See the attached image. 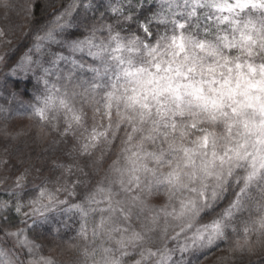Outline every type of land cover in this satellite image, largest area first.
I'll use <instances>...</instances> for the list:
<instances>
[{
	"label": "clouds",
	"instance_id": "9594fccd",
	"mask_svg": "<svg viewBox=\"0 0 264 264\" xmlns=\"http://www.w3.org/2000/svg\"><path fill=\"white\" fill-rule=\"evenodd\" d=\"M65 2L66 10H70L71 13L67 20L72 18L81 5L87 7L83 0H65ZM234 2L235 0H218V3L223 6L218 8L210 2L197 5L196 0H190L188 7L185 8L183 0H179L178 15L184 13L180 15L184 20L187 19V12L195 6L198 18L209 21L202 31H196L191 27L192 21L189 20L190 26L185 30V34L214 45L217 55L196 50L197 55L202 57L197 72L189 73L187 78L175 77L176 82L183 81L187 84L189 80L194 81L197 88L202 87L204 93L212 97L218 95L212 89L219 88L229 73L227 67L218 68L214 73H210L208 66L223 65L225 58H229L230 65L233 67L231 75L235 81L237 57L240 58L241 63L249 59L256 64L264 63V53L248 57L242 54L240 47L226 46L223 37L227 36L229 42L239 41L240 30L249 19L255 23V29L249 28L245 31L254 38L261 34L257 29L264 26V8L248 7L241 10L236 7L228 11V4H234ZM73 5L77 6L73 7ZM224 17L228 19L224 20ZM237 21L240 23L237 24ZM124 22L127 21L122 20L119 24L117 22L112 24L113 32L119 31L124 40L131 36H138L141 45L139 54L135 56L136 64L137 66L143 64L146 69L156 72L153 67L154 61L145 54L147 50L143 45L152 47L162 36L179 35L181 30L168 23L163 28H151V35L143 31L139 34L133 31L130 35H122L123 28L118 30L117 25ZM95 35L97 43L103 42L108 45L109 50L106 51L111 71L106 75L105 81L110 85L119 71L118 62L110 59L112 55L110 48L115 45L110 40V34L106 29L96 32ZM166 43V40H160V51L163 54L158 58L159 62L170 59L165 49ZM256 50L259 51V48L257 47ZM124 55L127 56V53L125 52ZM87 56L85 51L81 56L83 63H86ZM166 67L167 64L163 63L157 75H168L163 71ZM91 75L82 71L74 75L71 80L56 81L54 76L52 79L60 89L57 95H64L66 92L69 103L83 114L81 122L73 123L69 133L71 136V145L68 149L70 167L60 172L56 182L39 188L34 197H38L41 190H46L54 194L53 201L50 202L46 198L42 201L44 205L49 206L46 213L66 211L68 209L64 206L67 205L68 208L75 209L82 220L75 242L67 246L66 254L54 252L48 256L53 264H102L100 259L102 253L99 252L102 246L113 248L117 258H121L117 240L125 235L122 231L125 228L128 230L127 234L138 231L145 235L142 242L129 246L127 248L129 255L122 258L123 264H136V261L140 259L139 253L143 249L147 247L177 249L189 242L198 230H202L203 224L211 223L213 220H223L224 210L236 199L243 187L244 177L250 171V158L224 163L217 158L215 167H212L213 151L220 156L225 153L229 144L233 146L236 144V141L228 136L224 119L211 121L209 113L201 106V101L192 94L191 89L184 88L180 89L181 100L174 99L169 93L159 97L161 101L166 102L164 108L168 109L167 112L157 111L160 105L152 95H149L146 101L152 105L150 113L139 105L130 106L125 98L133 94L134 87L139 86L135 81L129 83L123 76L117 84L116 94L120 99H113L109 119L108 110L105 108L107 102L105 93L112 91L110 86L94 94L91 99L83 95ZM213 77L216 79L213 80ZM147 78L145 74V79ZM39 82L41 88L37 96L45 94V86L41 81ZM166 84L167 81H161L162 86ZM147 87L152 88L155 85ZM74 92L77 94L73 95ZM181 109H183L182 115ZM141 112L144 113L143 119L140 116ZM70 119L71 113H66L64 110H53L49 113V123L52 124L62 123L65 126L66 121ZM193 123L195 127H192ZM173 125H175L174 129ZM93 128L97 130V133H106V135L99 136V139H92ZM203 130H208L215 137V143H209L206 148L202 146V138L205 135ZM236 132L237 130L233 129V137L236 136ZM84 144H89L86 150L82 147ZM185 147L194 150L191 153L194 165L186 164L187 156L183 150ZM202 166H207L214 175L205 176L201 171ZM86 168L87 171H85ZM229 170L231 175L228 174ZM174 171L180 176L179 184L175 181L169 183L166 179L168 174ZM217 175L220 176L219 179ZM259 184L261 187L257 188L254 184L248 195L258 199L261 190L264 189V179L259 180ZM201 191H205L208 195L207 204L202 202ZM213 193L215 196L212 195ZM193 200L196 202L197 211L193 212L191 208L185 210L184 203ZM221 204H224L223 208L220 207ZM74 205L82 206L87 215H83L73 207ZM205 213H207L206 216ZM257 215V209L249 210L246 205L240 212H236L231 220L225 221L227 227L224 235L214 239L212 244L220 240L229 241L232 248H235L237 241L242 242L244 235L241 231L244 227L242 222L247 221L250 216L255 218ZM102 218L105 221L103 229L99 227ZM82 227L86 235H81ZM233 227L237 231H233ZM113 228L121 231L114 233ZM110 233L113 236L112 239L108 238ZM251 235L259 238L257 233ZM93 252L96 253L95 256L92 255ZM178 262L183 264L181 261Z\"/></svg>",
	"mask_w": 264,
	"mask_h": 264
},
{
	"label": "snow or ice",
	"instance_id": "6c2138e0",
	"mask_svg": "<svg viewBox=\"0 0 264 264\" xmlns=\"http://www.w3.org/2000/svg\"><path fill=\"white\" fill-rule=\"evenodd\" d=\"M167 7L158 13H154L151 17H146L144 23L137 21L139 28L146 33L151 35L150 22L156 21L159 24L166 25L171 23L175 28L180 29L179 35L162 36L160 40H166L165 49L168 51L170 59L167 61L159 62L158 58L163 54L160 51L161 45L160 40H157L156 44L149 47L144 44L143 47L147 50L146 55L151 57L154 61L153 67L156 72H152L150 69H146L143 64L137 66L135 56L140 52L141 41L138 36H131L127 40L121 37L119 31L113 32L112 24L103 25L100 28H94L91 35L81 40H75L68 43V48L71 53L83 54L87 51L88 56L92 57L93 63L85 64L80 59H77L75 55L64 56L61 53H51V58L45 60L44 57L47 55L46 47L48 42L59 43L57 35L59 32L68 25L67 17L71 14L70 10L56 17V20L52 22L50 26L43 29V35L37 34L35 36L32 48L26 52L15 67L11 69L14 74L17 69L31 70L33 66L42 73L38 79L45 86V94L35 97L37 103L32 105L33 113L41 121L49 123L50 111L64 110L66 113H71V119L67 120L61 135L67 136L71 132L72 124H79L82 120V112L77 111L67 99V93L64 95H57L60 89L51 77H55V80L68 79L71 80L74 75L78 72L86 71L91 73V78L87 82L88 87L85 88L83 95L88 99L100 92L103 88L110 86L112 91L105 93L106 104L105 108L107 116L111 118V108L113 99L119 100L117 96V84L121 76L127 78L128 82L135 83L139 87L132 89V95L127 96L125 99L130 103V106L139 105L142 109H146L148 113L152 110V105L148 104V96L152 95L160 107L157 109L158 112H167L168 109L164 108L165 101L159 99L165 93H169L176 100L182 99L180 92L181 88L191 89L192 94L201 101L203 109L209 113V119L213 122L224 119L225 126L227 128L228 136L230 139L235 140L236 144L228 145L223 155L217 156V153L213 151L212 167H215V159H219L222 163L225 161L231 162L232 160H247L250 158L249 168L250 171L246 174L243 180V187L240 189L236 199L230 204L228 208L224 210L223 220H213L211 223L202 225V230H198L197 233L191 238L189 242L184 243L177 249L170 247H162L154 249L153 247H147L140 253V259L136 261V264H180V262L174 260V254L179 251L184 253L189 250L190 247L195 246L199 243L201 246L211 245L212 241L218 237L224 235L225 228L227 227L225 221H229L233 218L236 212H240L241 209L247 205L249 210L255 208L258 210V215L253 218L249 217L247 221H243L244 227L242 228L243 236L242 242L237 241L236 247L230 249L231 251H252V233H257V243L264 244V189L261 190L260 197L257 199L252 195H248L251 192L252 186L255 184L257 188H260L259 180L264 179V63L256 64L251 59L245 60L243 63L240 62V58H236L235 63V81L231 73L233 67L230 65L229 58H225L223 65H210L208 71L214 73L218 68L227 67L229 75L224 79L219 88L212 89L214 95L212 97L207 96L204 93L202 87L197 88L195 82L189 80L187 84L183 81L176 82L175 77L187 78L189 73H195L198 70V64L202 60V57L197 55V51L205 52L210 55H217V51L214 45L210 44L205 40H196L191 35H186L185 30L190 26L188 21L192 18H198L195 6L187 12V19L183 22L176 19L178 15V9L180 4L176 0H165ZM190 0H183L184 7L187 8ZM204 2H210L213 6L222 8L223 6L218 3V0H196V4L200 5ZM6 4V0H5ZM77 5H73L76 7ZM82 6V5H81ZM90 5H87L89 7ZM137 7L142 8L143 5L140 0H118L116 4H110L109 10L116 15V22H121L120 17L123 21L132 22L134 20V13ZM240 8L241 10L248 7H259L264 8V0H235L234 4L229 3L227 10L231 11L233 8ZM184 15V13H179ZM207 18V17H205ZM227 20L228 17H224ZM63 21V23H62ZM237 24L240 22L237 21ZM199 28V24H196ZM255 29V23L249 19L244 23L243 28L240 30L239 41H228V37L225 36L223 39L226 42L227 47H240L243 55L248 57H254L264 53V26L261 29H257L261 34L257 37H253L251 34L245 31V29ZM107 30L110 34V40L114 43V47L110 48L112 53L110 59L118 62L119 71L115 74L114 80L109 84L106 83L105 77L111 71L109 57L107 55L108 45L103 42L97 43L96 32ZM3 32L0 31V36ZM251 45V46H249ZM257 47L259 51H257ZM191 49V51H190ZM127 53V56L124 53ZM0 57V60H3ZM69 62L70 67L61 69V62ZM166 63L167 67L163 69L168 75H157L162 69V64ZM47 64V66H45ZM126 65V66H125ZM186 69V70H185ZM247 69V71H245ZM147 74V79H145ZM221 75L223 73L221 72ZM216 77H213L215 80ZM161 81H167L166 86L161 85ZM154 84L155 87L148 88V85ZM147 93V94H142ZM77 93H73L76 95ZM227 109V110H226ZM0 111H6V109L0 107ZM180 114H183V109L180 110ZM195 115V114H194ZM141 119L144 118V113H140ZM54 128L58 127V124H52ZM193 123L192 127H195ZM175 125H173V129ZM233 129H236V136H232ZM205 131L203 139V147H207L209 143H215L214 134ZM92 139H99V136L106 135V133H97L95 128L92 129ZM21 133H17L20 135ZM85 150L89 147V144L82 146ZM187 156V165H194L191 153L194 150L188 148L183 149ZM68 166L67 168H69ZM66 168V169H67ZM27 172V170H25ZM205 176H212L214 173L207 167L202 166ZM231 175V170H229ZM195 175V173L193 174ZM219 179L220 176L217 175ZM26 179L25 174H21L16 177L13 185V189L23 190L24 181ZM166 179L169 183L175 181L177 184L180 183V176L177 172H170ZM240 183V181H237ZM11 196L7 200H0V220L3 221L0 224V236L4 240L13 242L11 247L0 246V264H53L50 257L41 254L39 251L40 246L35 244L27 234L28 229L20 228L15 231L11 230L8 226L9 221L6 213L13 210L17 214H22V210L25 207L20 201V192L10 190ZM195 191V189H193ZM215 196V193L212 194ZM53 201L54 194L41 190L39 196L28 201V206L31 209L30 213H23L29 216H42L46 213L48 205H44L42 201L44 199ZM202 202L207 204L208 195L205 191H201ZM184 208L187 210L191 208L193 212L197 211L196 202L188 201L184 203ZM74 208L78 209L83 215H87V212L80 205H74ZM163 211V209H161ZM105 221L103 218L100 221L99 227L104 228ZM191 227V225H189ZM237 231L235 227L232 229ZM121 231L118 228H113L112 232ZM125 235L120 236L117 240V244L121 250V258H117L114 254V249L107 246H102L99 252L102 253L100 259L102 264H123V257L129 255L127 248L132 244H138L145 238L144 233L133 231L131 234H127L128 230L122 229ZM163 231V230H162ZM166 234V233H165ZM81 235H86L84 228L81 229ZM93 236H96V232H93ZM112 239L111 233L108 236ZM176 239V237H173ZM20 250H24V259H20ZM96 255L95 252L92 254Z\"/></svg>",
	"mask_w": 264,
	"mask_h": 264
},
{
	"label": "rangeland",
	"instance_id": "374dc122",
	"mask_svg": "<svg viewBox=\"0 0 264 264\" xmlns=\"http://www.w3.org/2000/svg\"><path fill=\"white\" fill-rule=\"evenodd\" d=\"M156 1L161 6L163 5L164 8L167 7L165 0ZM83 2L90 6H81L77 9L72 18L68 20L69 26L65 27L63 31L58 33L57 40L59 43L48 42L45 50L47 53L44 57L45 60L51 58V53H61L66 57L75 55L77 59L81 60L83 54L71 53L67 46L68 43L84 39L91 35L94 28L102 27V25L96 26L97 24H95L93 19L94 26L89 29L85 26L86 19H88L90 15H95L97 13L103 14L107 11L109 12V5L118 3V0H83ZM176 2L178 3L179 0H176ZM31 6L32 0H6V4L5 0H0V31L3 32V35L0 36V57L4 58L3 60H0V107L6 109V111H0V200L9 199L11 196L10 190L20 192V201L25 207L22 210V214H17L14 209L6 213L9 221L8 226L13 231L20 228L30 230L27 232L29 238L35 244L40 246L39 251L41 254L49 256L54 252H60L59 250H48L44 245V238L42 237H44L46 233L55 236L67 235L69 243H74L82 220L80 219V214L75 209L68 208L67 205L64 206L68 209L66 211L45 213L42 216H29L23 214L31 212V209L28 206V201L34 199L38 189L56 182L59 178L60 172L66 170L71 163L68 155V149L71 145V136L70 134L67 136L61 135L64 128L62 123H58V127L54 128L52 123L41 121L33 113L32 105L37 103L35 97L40 93L41 88L38 77L42 73L34 65L31 70L25 71L17 69L13 74L11 69L14 68L16 64L9 65L14 45L21 41L27 33ZM65 10L66 8H64L57 16L62 15ZM57 16H55L53 21L56 20ZM91 18H93V16H91ZM175 18L179 19L181 22L184 21V18L180 15H177ZM52 22L48 26H50ZM76 27H82L84 29V36L69 38V31ZM40 35H43V32ZM31 48L32 47L29 49ZM29 49L26 52H28ZM24 54H22V56ZM19 60L16 63H18ZM85 60L86 65L93 63L92 57L90 56L85 57ZM45 66H47V64ZM70 66V63L67 61L61 62L60 64L61 69ZM77 74H79V72ZM7 79L31 80L32 86L28 90L29 96L24 97L18 92L12 90L6 85ZM51 79H54V77ZM36 127L40 129L36 131L37 134L41 135L47 131L45 153L40 161L19 168L20 162L14 157L15 143L13 140L23 138L21 137L22 132L30 131ZM17 133L21 134L17 135ZM25 170H27V172ZM85 171H87V168ZM21 174L26 175L22 191L19 189H13L16 177ZM2 223L3 221L0 220V224ZM222 242L223 240H220L214 244L206 246L196 244L184 253L177 251L174 254V260L181 261L183 264H194L198 260L202 261L205 254L219 247ZM12 243L13 242L11 241L4 240L3 237L0 236V246L11 247ZM24 256V250H20L19 258L24 259ZM66 258L70 259L68 256H66Z\"/></svg>",
	"mask_w": 264,
	"mask_h": 264
},
{
	"label": "trees",
	"instance_id": "16d2710c",
	"mask_svg": "<svg viewBox=\"0 0 264 264\" xmlns=\"http://www.w3.org/2000/svg\"><path fill=\"white\" fill-rule=\"evenodd\" d=\"M135 3V0H133ZM143 5L142 8L137 7L134 13V20L132 22H124L121 25H117L118 30L123 28L122 35H130L131 32L136 31L138 34L142 33L139 28L137 21L144 23L146 17H151L154 13L161 11V5L156 0H140ZM64 8H66L65 0H32V6L30 10V18L28 21L27 33L24 35L21 41L14 45L9 65H14L19 58L24 54L30 47H32L35 36L41 34L43 29L47 28L48 25L54 20ZM93 16V18H91ZM97 16V17H94ZM93 19L96 26H103L104 24H114L116 22V15L112 12H104L103 14L90 15L86 19L87 28H93ZM122 21L123 18L120 17ZM191 27L196 31H202L204 27L209 23L203 18H192ZM199 24V28L196 27ZM161 27L164 25L152 21L150 28ZM85 31L82 27L72 28L69 31V38L83 37ZM6 85L12 90L18 92L24 97H28V90L32 86L31 80L23 79H7ZM39 128H33L30 131L22 132L23 138L15 139V159L19 160V168H23L28 164H33L41 160L45 153V147L47 145V131L43 134H37ZM19 155V157H18ZM221 208L224 204L220 205ZM205 216L207 213L204 214ZM44 245L48 250H59V252H65L69 243L67 235L55 236L50 233L44 235ZM253 248L252 251H231L232 245L229 241H223L221 245L203 256L202 261H197L194 264H264V244L257 243V238H252Z\"/></svg>",
	"mask_w": 264,
	"mask_h": 264
}]
</instances>
